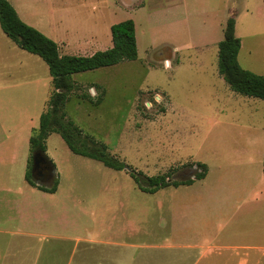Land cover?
Wrapping results in <instances>:
<instances>
[{
  "label": "rangeland",
  "instance_id": "obj_1",
  "mask_svg": "<svg viewBox=\"0 0 264 264\" xmlns=\"http://www.w3.org/2000/svg\"><path fill=\"white\" fill-rule=\"evenodd\" d=\"M8 1L64 55L106 50L110 27L134 22L136 59L72 74L74 88L63 108L125 169L73 154L57 133L45 141L61 195L71 198L67 234L88 231L95 214L109 217L111 210L119 229L125 217L132 222L133 264H264V101L229 88L218 72L217 46L229 17L247 48L264 38L262 0ZM251 60L264 63L259 56ZM49 77L43 60L18 48L0 28V99L6 101L5 132L14 133L0 140V185L31 174L34 152L25 125L33 111L46 109L53 86L44 95L41 89ZM200 164L203 178L153 194L141 191L129 173L186 180ZM40 202L55 220L58 205ZM57 232L54 225L51 234ZM47 243L54 246V264H66V246L74 242ZM195 243L202 247L191 248ZM11 254L9 262L24 255Z\"/></svg>",
  "mask_w": 264,
  "mask_h": 264
},
{
  "label": "trees",
  "instance_id": "obj_2",
  "mask_svg": "<svg viewBox=\"0 0 264 264\" xmlns=\"http://www.w3.org/2000/svg\"><path fill=\"white\" fill-rule=\"evenodd\" d=\"M263 7H264V0ZM235 20L229 17L223 30V39L218 43V72L229 88L238 94L258 98L264 101V76L243 69L237 60L240 46L234 33ZM0 28L7 38L20 49L38 56L48 67L53 92L47 101V107L39 117L38 127L29 138L32 152L45 151V141L52 133L60 135L68 149L75 155L101 162L105 167L121 170L124 163L111 156L106 147L83 135L80 129L63 112L68 94L74 88L71 75L113 66L123 61H132L137 57L135 26L131 19L118 22L110 27L112 46L97 51L90 56L64 55L57 44L35 28L25 24L17 15L8 0H0ZM205 165H198L194 179H201L205 174ZM138 188L153 194L161 188L177 187L189 184L191 179L174 180L167 173L155 177H145L129 170ZM30 171L25 172V179L34 185ZM40 190L52 193L55 187Z\"/></svg>",
  "mask_w": 264,
  "mask_h": 264
},
{
  "label": "crops",
  "instance_id": "obj_3",
  "mask_svg": "<svg viewBox=\"0 0 264 264\" xmlns=\"http://www.w3.org/2000/svg\"><path fill=\"white\" fill-rule=\"evenodd\" d=\"M234 33L236 36L235 25ZM238 39L240 42L237 54L239 65L250 72L254 70L262 71L255 72V74L264 76V63L262 66H257L254 64V60H251V58L259 56L264 61V38L257 42L255 46L257 48H247L245 42L240 38ZM165 62L169 67V59L165 60ZM50 84L52 85L51 76L46 80L45 87L41 89V95L50 91ZM52 92L53 90L50 92V95ZM36 98L33 97V99ZM0 109V140H4L5 137L9 138L14 134H7L4 129L6 120V101L4 97L0 99ZM44 110L45 108L33 111V116L30 117L29 123L25 125L30 127L31 132L35 129L36 124L38 127L39 117ZM31 132L30 136L32 135ZM43 155L52 168L51 176L46 181L50 182V185H43L42 183L44 182L36 179L32 180L34 185H31L26 180L18 182L10 181L0 185V193L3 195L0 197V237L2 236L3 238L0 245V264H54V246L47 243V239L51 238H56V240L61 242H74L73 245L66 246L68 247L66 264H133L134 257L128 254V250L135 246L130 241L132 229L129 227H131L132 222H129L130 219L125 217L126 222L119 229L115 223L118 219L115 211L113 213L110 210L108 213L109 217H103L105 213L99 212L95 214L94 224L90 229H87L88 231L78 230L73 235L67 234V228H69L70 223L66 215L65 205L71 198L61 195L60 188L62 187V181L60 174L53 162L45 155V151ZM190 179L191 182L189 184L179 186L191 185L195 179L194 177ZM53 186L55 187V191L52 193L38 188L44 187L49 189ZM106 186V184H103L104 188ZM179 186H169V188L176 189ZM38 192L42 194L38 196ZM45 198L52 206L54 204L58 205L55 211L57 213L55 220L52 219L50 212L40 202ZM189 205H192V203ZM195 205L193 204V206ZM54 225L58 227L59 231L55 236L51 234ZM119 231L122 233L126 232V234L119 236ZM198 246L202 247V244L195 243L190 245L191 248ZM118 247H121L120 251ZM42 251H44L43 255H41ZM14 252L24 255H20L21 259L19 261L9 262L7 257L12 256L11 253ZM13 257L15 258V255ZM41 258H43L42 262L40 261Z\"/></svg>",
  "mask_w": 264,
  "mask_h": 264
},
{
  "label": "flooded vegetation",
  "instance_id": "obj_4",
  "mask_svg": "<svg viewBox=\"0 0 264 264\" xmlns=\"http://www.w3.org/2000/svg\"><path fill=\"white\" fill-rule=\"evenodd\" d=\"M51 165L47 161V159H40L38 163V167L33 171L32 177L33 179L39 180L41 182H46L51 176Z\"/></svg>",
  "mask_w": 264,
  "mask_h": 264
},
{
  "label": "water",
  "instance_id": "obj_5",
  "mask_svg": "<svg viewBox=\"0 0 264 264\" xmlns=\"http://www.w3.org/2000/svg\"><path fill=\"white\" fill-rule=\"evenodd\" d=\"M46 159L42 152L35 151L32 155V166H31V175L33 171L38 167V163L40 159Z\"/></svg>",
  "mask_w": 264,
  "mask_h": 264
}]
</instances>
